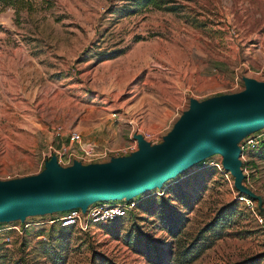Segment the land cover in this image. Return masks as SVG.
Instances as JSON below:
<instances>
[{
	"label": "rangeland",
	"instance_id": "374dc122",
	"mask_svg": "<svg viewBox=\"0 0 264 264\" xmlns=\"http://www.w3.org/2000/svg\"><path fill=\"white\" fill-rule=\"evenodd\" d=\"M160 1L166 9L1 2L0 181L37 175L52 156L67 167L81 147L104 152L82 164L125 156L135 134L157 145L189 99L239 92L243 78L264 81V0ZM70 130L79 142L67 141ZM240 160L255 213H264V142ZM240 194L210 154L134 195L122 218L86 231L60 226L63 211L0 221V264H54L46 244L64 264H264V227ZM58 236L67 239L56 245Z\"/></svg>",
	"mask_w": 264,
	"mask_h": 264
},
{
	"label": "water",
	"instance_id": "95a60500",
	"mask_svg": "<svg viewBox=\"0 0 264 264\" xmlns=\"http://www.w3.org/2000/svg\"><path fill=\"white\" fill-rule=\"evenodd\" d=\"M243 83L236 93L189 99L188 108L157 145L135 134L137 148L125 156L100 163L73 160L64 168L52 156L37 175L0 181V221L72 208L84 211L96 201L129 200L214 153L221 156L233 186L258 199L242 184L238 142L264 127V81L243 78Z\"/></svg>",
	"mask_w": 264,
	"mask_h": 264
},
{
	"label": "built area",
	"instance_id": "2783aa9c",
	"mask_svg": "<svg viewBox=\"0 0 264 264\" xmlns=\"http://www.w3.org/2000/svg\"><path fill=\"white\" fill-rule=\"evenodd\" d=\"M66 139L69 143H77L80 139V134L75 130H70L66 134ZM257 142H264V131L258 132L256 134H248L244 136L239 142V160L243 158V153L254 147ZM136 142L132 139L129 144L125 147V154L133 152L136 150ZM54 151V150H53ZM75 150L68 152V158L73 157ZM80 156L74 160H93L103 155L104 152H95L91 148H80ZM71 157V158H72ZM92 163V162H90ZM241 163V160H240ZM237 199L245 204L254 214L256 221L264 227V213L261 211L255 213V201L252 198L247 197L246 195H238ZM132 206L128 200H115V201H96L90 203L86 206L84 211H81L79 208H72L66 211H63L62 215L56 218V221L59 222L60 226H74L81 231H86L95 224H102L111 222L117 218L125 216L126 211ZM254 207V208H253Z\"/></svg>",
	"mask_w": 264,
	"mask_h": 264
},
{
	"label": "trees",
	"instance_id": "16d2710c",
	"mask_svg": "<svg viewBox=\"0 0 264 264\" xmlns=\"http://www.w3.org/2000/svg\"><path fill=\"white\" fill-rule=\"evenodd\" d=\"M1 2L4 4L8 3L9 5H14L11 2V0H0V4H1ZM134 3H135V9L146 8V7H153V8H158V9L163 8L162 2L160 0H134ZM163 9H166V8H163ZM132 11H135V10H132ZM161 199H162V197H161ZM166 203L167 202L165 199V202H163V205H165ZM118 219H120V218H117L113 221H116ZM113 221H111V222H113ZM62 239H67V237L58 236V237L54 238L53 240L56 241V245H57V244L61 243ZM45 246L48 248H45L44 251L46 252L47 256L50 257V259L53 261L54 264H64V255L61 254L59 251H56L57 250L56 246L51 245V244H46ZM148 249H149V247H147V250ZM95 260H97V259H95ZM98 260L99 261H98V263L96 262V264H112L109 260H106L105 258H99Z\"/></svg>",
	"mask_w": 264,
	"mask_h": 264
}]
</instances>
